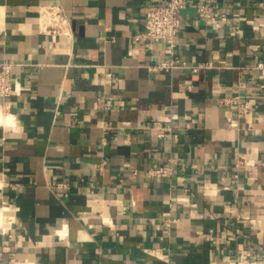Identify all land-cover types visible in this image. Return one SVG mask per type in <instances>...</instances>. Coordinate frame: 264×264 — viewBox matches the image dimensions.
Returning a JSON list of instances; mask_svg holds the SVG:
<instances>
[{
	"label": "crops",
	"instance_id": "1",
	"mask_svg": "<svg viewBox=\"0 0 264 264\" xmlns=\"http://www.w3.org/2000/svg\"><path fill=\"white\" fill-rule=\"evenodd\" d=\"M155 1L0 0V264H264V0H187L173 48Z\"/></svg>",
	"mask_w": 264,
	"mask_h": 264
},
{
	"label": "built area",
	"instance_id": "2",
	"mask_svg": "<svg viewBox=\"0 0 264 264\" xmlns=\"http://www.w3.org/2000/svg\"><path fill=\"white\" fill-rule=\"evenodd\" d=\"M212 0H205L197 6V10L206 18L215 19V14L211 5ZM187 5V0H159L152 2L146 11L145 28L135 34L136 39L151 38L157 41L164 42L169 48H173L175 38L180 29L181 21L179 17L180 11ZM42 14L48 18L47 23L41 28L46 32L54 34H69L68 23L69 18L63 7L57 3L47 4ZM185 64L177 58L165 60L158 64V67L170 69L177 64ZM187 65V64H186ZM194 69H198L199 65H193ZM13 63L9 60H0V98L3 100L7 96L15 92L17 84L13 80ZM230 103L237 105L240 110L244 106L241 95L236 94L229 98ZM168 168L160 167L154 169V172L165 173ZM67 183L64 180L57 182L58 187H65ZM7 214L4 218V224L1 226L6 227L14 217L13 207L10 204H4L3 207ZM262 262L264 263V250L262 253ZM233 264H258V260L245 259L243 262L234 260Z\"/></svg>",
	"mask_w": 264,
	"mask_h": 264
},
{
	"label": "bare ground",
	"instance_id": "3",
	"mask_svg": "<svg viewBox=\"0 0 264 264\" xmlns=\"http://www.w3.org/2000/svg\"><path fill=\"white\" fill-rule=\"evenodd\" d=\"M2 217H3V208L0 207V221L2 222Z\"/></svg>",
	"mask_w": 264,
	"mask_h": 264
}]
</instances>
